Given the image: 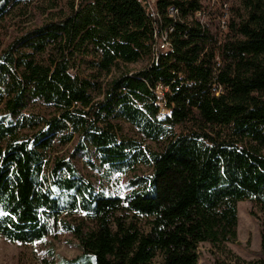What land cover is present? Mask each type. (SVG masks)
I'll use <instances>...</instances> for the list:
<instances>
[{"label": "trees", "instance_id": "trees-1", "mask_svg": "<svg viewBox=\"0 0 264 264\" xmlns=\"http://www.w3.org/2000/svg\"><path fill=\"white\" fill-rule=\"evenodd\" d=\"M206 1L154 0L149 18L139 0H0V33L12 10H50L7 43L0 34L2 239L69 234L81 254L68 264H198L200 244L213 264H264L226 248L239 202L264 217V0H236L213 31L195 17ZM164 32L171 52L154 57ZM82 156L105 175L131 172L127 193L99 191Z\"/></svg>", "mask_w": 264, "mask_h": 264}, {"label": "rangeland", "instance_id": "rangeland-1", "mask_svg": "<svg viewBox=\"0 0 264 264\" xmlns=\"http://www.w3.org/2000/svg\"><path fill=\"white\" fill-rule=\"evenodd\" d=\"M236 0H231L235 3ZM211 0L206 4L210 5ZM213 3V2H212ZM44 2H33L29 10L18 13L12 10L5 18L1 37L5 43L12 40L19 29H32L45 23L49 19L50 10L46 9ZM148 64L147 61H139L135 64L126 65L130 72L141 70ZM66 149H71L70 145L58 149L57 154ZM87 158L82 156L76 160L78 170L87 176L95 187L106 195L123 197L128 189L127 185L132 178L131 172L112 173L105 175L102 170L93 168L87 162ZM94 165V157L89 159ZM136 174L147 173L145 168H138ZM264 221L259 209L251 202H239L237 204V236L236 241L226 244V248L234 255L245 261L264 259L260 251V231L261 223ZM141 228L144 221L139 222ZM144 228V227H143ZM198 264H213L214 258L211 255V248L208 244H200L198 249ZM52 252V258L50 256ZM81 252L77 247V242L69 234L61 233L55 237H47L43 242L33 244L8 243L0 237V264H68V262L78 256ZM70 264H86L76 261Z\"/></svg>", "mask_w": 264, "mask_h": 264}, {"label": "built area", "instance_id": "built-area-1", "mask_svg": "<svg viewBox=\"0 0 264 264\" xmlns=\"http://www.w3.org/2000/svg\"><path fill=\"white\" fill-rule=\"evenodd\" d=\"M140 3H143L145 6L146 12L148 14L149 18H153L155 15V11L153 8L154 0H139ZM211 4L208 5L206 10L198 11L195 15L197 18L199 24L201 27L206 28L210 31L214 30V27L217 26L220 28V30H224L226 28L227 19L229 18V14L231 12V7L234 2H231V0H211ZM167 13L169 17L175 19L179 17V11L174 7L171 6L168 8ZM212 13L210 16L208 14ZM213 18V20H211ZM155 39H157V42L155 43V47L153 51V56L157 57L159 54L167 55L169 52H171L170 45L168 43V36L167 33H161V35L157 37L155 36ZM215 67L218 68L220 66V59L219 57H215L214 59ZM168 90V88H164L160 85H158L154 90L153 93L158 98V102L156 103V106L158 108V112L160 116H169L170 115V109L167 108L165 101H163V96L165 92ZM178 90V89H176ZM222 87L218 84L214 83L211 87V92L218 96L222 92Z\"/></svg>", "mask_w": 264, "mask_h": 264}]
</instances>
